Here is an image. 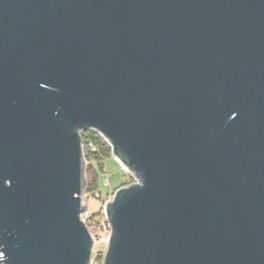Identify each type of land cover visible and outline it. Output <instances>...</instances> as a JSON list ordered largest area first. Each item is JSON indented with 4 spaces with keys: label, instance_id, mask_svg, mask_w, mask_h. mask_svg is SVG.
Returning <instances> with one entry per match:
<instances>
[{
    "label": "water",
    "instance_id": "obj_1",
    "mask_svg": "<svg viewBox=\"0 0 264 264\" xmlns=\"http://www.w3.org/2000/svg\"><path fill=\"white\" fill-rule=\"evenodd\" d=\"M88 129L102 264H264V0H0L4 264L92 263Z\"/></svg>",
    "mask_w": 264,
    "mask_h": 264
},
{
    "label": "rangeland",
    "instance_id": "obj_2",
    "mask_svg": "<svg viewBox=\"0 0 264 264\" xmlns=\"http://www.w3.org/2000/svg\"><path fill=\"white\" fill-rule=\"evenodd\" d=\"M88 163L89 159H87L86 167ZM103 165L104 172L101 173L98 171L96 175L87 172L86 168L84 170L86 187L82 193V202L86 206V209L83 212H87L90 216L94 214L101 216V214H104V204L107 200L112 198L115 190L133 181V176L111 155V151L104 157ZM107 177L109 178V184H105V179ZM89 183L93 184V188L87 186ZM106 247V242L94 244L92 248L91 264H102V258Z\"/></svg>",
    "mask_w": 264,
    "mask_h": 264
},
{
    "label": "trees",
    "instance_id": "obj_3",
    "mask_svg": "<svg viewBox=\"0 0 264 264\" xmlns=\"http://www.w3.org/2000/svg\"><path fill=\"white\" fill-rule=\"evenodd\" d=\"M84 145V157L89 159L86 171L91 174H97L98 171L104 172L103 159L111 151L108 144L100 137V135L92 130H84L81 133ZM91 142L95 146V150H90L88 143ZM93 176V175H92ZM94 183V182H91ZM89 183L87 186L93 188ZM96 183V182H95Z\"/></svg>",
    "mask_w": 264,
    "mask_h": 264
},
{
    "label": "built area",
    "instance_id": "obj_4",
    "mask_svg": "<svg viewBox=\"0 0 264 264\" xmlns=\"http://www.w3.org/2000/svg\"><path fill=\"white\" fill-rule=\"evenodd\" d=\"M88 130H90V129H88ZM92 131H94V130H92ZM94 132H96V131H94ZM100 137L105 141V139L101 135H100ZM82 146H83V154H84L83 142H82ZM108 146H109V144H108ZM88 147L90 148V150H95V147L91 142L88 143ZM85 162L87 163L86 159H85ZM105 184H109V178L108 177L105 179ZM80 218L85 222V224H86V226H87V228L91 234V237L93 239V246L95 243H98V242L99 243H101V242L107 243L108 242L111 229H110V226H109L104 214H101V216L96 215V214L90 216L87 212H81ZM0 256H3V253L1 251H0ZM0 264H4L3 260L0 261Z\"/></svg>",
    "mask_w": 264,
    "mask_h": 264
}]
</instances>
